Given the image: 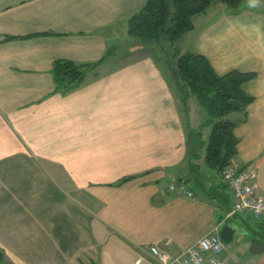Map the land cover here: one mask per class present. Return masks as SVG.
Instances as JSON below:
<instances>
[{"label":"crops","instance_id":"crops-1","mask_svg":"<svg viewBox=\"0 0 264 264\" xmlns=\"http://www.w3.org/2000/svg\"><path fill=\"white\" fill-rule=\"evenodd\" d=\"M145 1L0 0L4 264H156L151 244L175 252L224 224L240 232L223 261L264 264V250L250 249L251 238L264 241V221L225 219L234 197L205 161L201 104L191 94L184 105L155 52L162 40L129 33ZM217 1L175 47L205 54L220 74L257 73L234 159L256 169L264 195V4ZM58 58L86 64L78 86L56 89ZM173 177L194 194L170 190Z\"/></svg>","mask_w":264,"mask_h":264},{"label":"trees","instance_id":"trees-1","mask_svg":"<svg viewBox=\"0 0 264 264\" xmlns=\"http://www.w3.org/2000/svg\"><path fill=\"white\" fill-rule=\"evenodd\" d=\"M215 1L146 0L130 17L129 33L148 41L168 40L173 43L194 27L196 15L207 12ZM219 1L237 8L243 0ZM15 37L19 36L8 35L5 39ZM174 55V63H168L170 78L185 106L192 94L208 112L210 128L204 142L205 161L221 171L237 153L239 137L235 129L247 120L248 105L255 99L245 85L257 73L233 68L220 74L203 53L181 52L176 48ZM85 65L65 58L56 59L52 66L56 89L67 91L78 86L84 79ZM199 149L196 147L195 152ZM4 260L5 253L0 247V264H4Z\"/></svg>","mask_w":264,"mask_h":264},{"label":"built area","instance_id":"built-area-1","mask_svg":"<svg viewBox=\"0 0 264 264\" xmlns=\"http://www.w3.org/2000/svg\"><path fill=\"white\" fill-rule=\"evenodd\" d=\"M220 173L234 197L225 219L248 212L255 220L264 221V195L257 192L254 186L257 178L256 169L249 165H241L232 159ZM169 189L178 190L187 196L194 194L184 178H171ZM225 244L219 231H210L191 245L175 252L158 244H151L148 250L156 264H226L222 259Z\"/></svg>","mask_w":264,"mask_h":264},{"label":"rangeland","instance_id":"rangeland-1","mask_svg":"<svg viewBox=\"0 0 264 264\" xmlns=\"http://www.w3.org/2000/svg\"><path fill=\"white\" fill-rule=\"evenodd\" d=\"M217 2L218 1L216 0L215 3L208 9L209 12H211V13L213 12L212 10H214V9H212V8H215ZM211 13L209 15H206V13L198 14L193 18V20H195V18H199V16H201V18H203V19L207 18L208 16L213 15ZM193 23H194V21H193ZM175 44H176V41L172 43L171 41H168V40H162L160 46H157L158 49L155 48L156 54L158 55L159 58H161V61L164 64H166V63L168 64L171 62L174 63V61L176 60L175 55H174V51L176 49ZM194 97H193L194 98L193 101H191L192 105L195 102L194 100L197 99V97L195 95H194ZM201 108H202V111L199 115L200 124L198 126L199 131L197 132V134H199L200 131L201 132L203 131V133H205V132L207 133L209 131V128H210L209 124L207 123V120L209 118V114L206 111L205 107H203L201 105ZM196 116H198V115H196ZM191 121H192V119H191ZM194 132H195V130H194Z\"/></svg>","mask_w":264,"mask_h":264},{"label":"water","instance_id":"water-1","mask_svg":"<svg viewBox=\"0 0 264 264\" xmlns=\"http://www.w3.org/2000/svg\"><path fill=\"white\" fill-rule=\"evenodd\" d=\"M236 232H240L238 228L230 224H224L220 229V236L225 242H231ZM251 251L261 252L264 250V241L258 237L251 238Z\"/></svg>","mask_w":264,"mask_h":264},{"label":"clouds","instance_id":"clouds-1","mask_svg":"<svg viewBox=\"0 0 264 264\" xmlns=\"http://www.w3.org/2000/svg\"><path fill=\"white\" fill-rule=\"evenodd\" d=\"M264 4V0H248V7L257 8Z\"/></svg>","mask_w":264,"mask_h":264}]
</instances>
